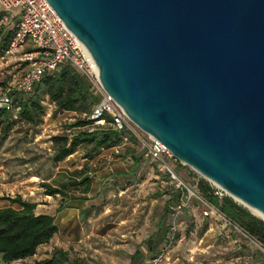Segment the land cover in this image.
<instances>
[{
  "label": "water",
  "instance_id": "95a60500",
  "mask_svg": "<svg viewBox=\"0 0 264 264\" xmlns=\"http://www.w3.org/2000/svg\"><path fill=\"white\" fill-rule=\"evenodd\" d=\"M47 1L135 126L264 215V0Z\"/></svg>",
  "mask_w": 264,
  "mask_h": 264
},
{
  "label": "rangeland",
  "instance_id": "374dc122",
  "mask_svg": "<svg viewBox=\"0 0 264 264\" xmlns=\"http://www.w3.org/2000/svg\"><path fill=\"white\" fill-rule=\"evenodd\" d=\"M1 11L2 9L0 7V12ZM6 29H8V27L0 22V83H9L14 76H17L23 70V65H20V61L18 60L19 53H6V50L2 46V40L5 36ZM2 88L3 86L0 85V92ZM26 98H28V96H26ZM42 104L45 106V113L37 120L36 124L16 123L10 131L9 136L3 144L0 145V204L7 200L8 197L13 198L20 194H25L24 197L20 195L24 200H29L31 198L39 200V195L42 193L45 194V188L41 187L42 178L35 176L39 173H41V175L43 174L44 162L55 154L52 137L69 134L70 129H67L66 125L84 116L73 112L58 111L54 104L50 103L46 97ZM127 129L138 137L139 144L137 146V151H142V140L146 139L145 133L131 121L128 123ZM124 149L125 147L122 150ZM171 160L168 161L169 164L174 165L176 168L175 170H178L177 172L180 174V179L189 187L197 190L199 179L203 178L207 180L194 169L184 165L179 160H173V163L170 162ZM73 164H75V162ZM180 164L183 166L182 168H180ZM164 174L166 175L168 173L166 172ZM70 176H73L72 171L67 168L65 170L62 169L52 181L54 185L63 187ZM23 179L25 182L23 186L20 187L17 181ZM207 181L212 184L211 181ZM124 184V187H127L130 182H124ZM139 184L140 185H136L135 188L130 190L126 195L113 197L111 195L112 189H109V191L105 193L104 199H101V197L98 199H86L87 202L95 203V205H93V207H87V211H83V216L75 214L73 216V221L152 222L151 228H147L146 230V234L149 235V238H153L151 241L152 243L150 242L147 244L146 258L138 260L136 264H153L152 258L161 254L167 248L168 253L163 255L160 262L157 264H255V262L264 264L263 246L256 240L246 237L242 232L238 231L234 233L238 240L236 243L238 245L235 247H231L225 241L220 240L215 241L209 247L208 245L211 242L203 243L206 240V237H204L205 231L198 228L194 222L208 221L203 215V207L201 204L193 200L192 204L190 202L187 207L182 209V213H180L181 211L179 212L178 216H181L182 223L179 224V222H175L177 223L175 226L178 228V237H175L176 241L168 246L167 242H163L161 229L157 228V223L161 222L163 219L164 199L163 197L155 196V192L162 190L167 191L178 187H176L174 180L164 185L159 182H149L145 185L140 182ZM24 186L26 193H21L20 191L24 189ZM80 191L82 192V188H80ZM18 192H20V194ZM66 195L68 197L67 193ZM61 197L60 194L58 196H53V199L47 197V201L43 202V204L49 206L47 212L49 215L54 216L55 224L59 227V232L62 236H59V238L55 240L52 239L47 243L44 247L45 251L39 250L36 257L15 264H32L34 258H45L46 255L49 256L54 248L67 250L70 260L76 257L81 259L83 264H127L128 247L127 244L122 242L119 243L116 240H112V242H107L105 240L93 242L87 239L88 241L86 240L85 243H80V246H78V244H72L66 241V238L69 236L67 232L70 231L71 227V224L68 222L73 221H71L68 208H62L61 210L56 209L59 202L61 200L63 201ZM92 208H97V210L95 211ZM105 209H108L107 213L104 217H99L102 213L100 211H104ZM250 211L252 214L259 217L252 210ZM176 221H178L177 218ZM190 225H192V227H190ZM202 237H204V240L199 244L200 239H203ZM151 245H153V249L152 252H149V247ZM196 247L200 249H196ZM76 248H78V250L74 251ZM238 256H241L239 261L232 259Z\"/></svg>",
  "mask_w": 264,
  "mask_h": 264
},
{
  "label": "trees",
  "instance_id": "16d2710c",
  "mask_svg": "<svg viewBox=\"0 0 264 264\" xmlns=\"http://www.w3.org/2000/svg\"><path fill=\"white\" fill-rule=\"evenodd\" d=\"M1 16L2 11L0 12V19ZM12 36L13 30L6 29L2 40V46L5 50H7ZM0 85L3 86V90L8 83L3 82ZM9 95L12 98L13 104L20 107L19 116L18 119H13L8 111L0 109V145L9 136L10 131L16 123L36 124L37 120L45 113V106L42 104L45 97L50 103L54 104L58 111L84 115L83 118H77L74 122L66 125V128L70 129L69 134L52 137L55 147V154L52 156L54 163L64 160L77 150L83 151V156L86 159L85 163L80 169L72 171L73 176L83 177L79 183L82 186L83 193L89 192L91 187L90 177H84L89 172L87 160L94 158L103 150L115 149L116 152L113 153L115 158H124L129 155L134 165L140 160L145 159L143 158L142 151H137L139 144L138 137L127 128L121 130L114 129L113 118L110 114L104 115L105 124L103 126H95L91 120L87 119L93 107L97 104L98 97L93 93L89 80L75 72L67 64L62 65L58 72L44 75L30 92L19 93L10 91ZM124 147L125 149L122 150ZM173 160L176 159L172 158L171 161L173 162ZM182 167L180 164V168ZM167 175L165 181L169 183L172 179L169 174ZM41 187L45 188L46 195L55 196L60 194L62 197L66 196L65 190L52 186L48 182H41ZM197 188L194 191L198 196L224 214L244 234L259 242L264 248L263 219L252 214L248 208L242 206L227 194L219 197L215 193L217 189L203 178L199 179ZM183 192V190L178 188L155 192V196L157 197H162L163 195L169 196L164 202L163 219L173 213V209L182 198ZM7 200L18 204L20 209L10 206L0 207V264H9L34 256L38 247L50 242L58 232L54 216L49 214H34L35 203L22 199L20 195H16L13 198L8 197ZM192 200L199 203L196 198H191L187 206L190 202L192 204ZM63 207V205H60L57 210H61ZM170 227V223L163 228L157 227L162 231L163 242H167L169 239ZM206 228L207 223L202 226L201 230L205 231ZM177 235L178 228L173 242L176 241ZM140 245L142 243L135 244V251L127 256V261L129 262L127 264H136L138 260L143 258L139 250ZM151 246L153 247V245ZM32 264H83V262L76 257L70 260L67 250L54 248L48 257L35 260Z\"/></svg>",
  "mask_w": 264,
  "mask_h": 264
},
{
  "label": "built area",
  "instance_id": "2783aa9c",
  "mask_svg": "<svg viewBox=\"0 0 264 264\" xmlns=\"http://www.w3.org/2000/svg\"><path fill=\"white\" fill-rule=\"evenodd\" d=\"M0 7L2 9L0 22L13 30L12 39L5 52H18L20 65H23L22 72L14 76L0 92V109L8 111L13 119H18L20 107L13 104L9 92L28 93L44 75L58 72L62 65L67 64L89 80L93 93L98 97V102L87 119L95 126H103L104 115L110 114L114 129L128 127L130 120L102 88L98 79V68L91 54L66 27L47 0H0ZM145 135L146 139L142 140L143 158L156 162L159 168L166 171L175 181L176 187L184 191L173 213L185 208L191 198H196L203 207V215L222 225L219 238H224L228 229L234 233L242 232L177 176L175 170L168 164L174 156L166 146L159 140ZM213 186L217 189L215 193L219 197L226 194L215 184ZM176 231L177 227L171 225L168 246L173 242ZM167 250L168 248L163 251L164 253L155 256L152 259L153 264L160 262L162 256L168 253Z\"/></svg>",
  "mask_w": 264,
  "mask_h": 264
},
{
  "label": "crops",
  "instance_id": "0c3cea01",
  "mask_svg": "<svg viewBox=\"0 0 264 264\" xmlns=\"http://www.w3.org/2000/svg\"><path fill=\"white\" fill-rule=\"evenodd\" d=\"M19 60V58H18ZM55 151V150H54ZM114 152H116L115 149H107L100 152L97 156L94 158L87 160V165L89 167V172L84 175L89 176L91 180V187L89 192L83 193L80 191V181L83 177H76V176H70L68 180H66L65 184L62 188L66 191L68 194V197H61L63 201L61 200L59 202V206L63 205V208H68L69 215L71 217V221H73V216L80 215L84 213L83 211H87V207H93L95 203L87 202L86 199H98L101 197V199H104V195L106 192L109 191V189H112L111 195L113 197L116 196H122L126 195L130 190L134 189L136 185H140L139 183L142 182L143 185L151 182V183H161L166 184L165 179L167 178V174L165 171L161 170L156 162H151L149 160L142 159L140 160L136 165H134L131 157L128 155L124 158H115ZM83 151L77 150L75 153L69 155L64 160L54 163L52 161V157L50 159L46 160L44 162V172L41 175L39 173L35 177L42 178L41 181H45L50 183L52 186H56L53 183V179H55L62 171V169H69L70 171H73L75 169H80L83 164L85 163L86 159L83 156ZM75 162V164H73ZM172 162V161H170ZM173 163V162H172ZM169 164V162H168ZM170 165V164H169ZM155 166V167H154ZM174 169V165H170ZM46 167V168H45ZM176 169V168H175ZM174 169V170H175ZM156 170V171H155ZM178 171V170H177ZM176 172L177 176L180 178L179 172ZM158 172V173H156ZM172 181V180H170ZM21 186H23L25 180L17 181ZM124 182H130V184L127 187H124ZM175 182V181H174ZM16 187V186H14ZM58 187V186H56ZM179 189V188H178ZM21 193H26L25 186L24 189L20 191ZM20 192H18L20 194ZM75 192V193H73ZM80 192V193H79ZM21 195V194H20ZM25 194L21 195L24 197ZM39 200L36 199H29L27 201L33 202L36 204V207L34 208V214H49L47 212V208L49 206L44 205L43 202L47 201V197H51L53 199V196L46 195L42 193ZM43 196V197H42ZM58 196V195H55ZM164 199V202L168 199V195L162 196ZM85 200V201H84ZM40 201V202H39ZM90 203V204H89ZM57 205V208L59 207ZM10 206L15 209H20V206L16 203H11L8 200H5L4 202H1L0 207H6ZM47 206V207H46ZM56 208V209H57ZM93 210H97V208H92ZM108 209H105L100 214L99 217H104V215L107 213ZM181 211L180 213H182ZM179 212L172 213V215H167L164 219H162L161 222L157 223V227L163 228L165 225L170 223L171 225H177L175 222H179L181 224V216H178ZM178 216V217H177ZM176 218L178 221H176ZM208 222H194L198 228H202L203 225L207 223V228L204 233V237H206V240L203 242V239H200V243L207 242L210 243L208 247L214 243L217 240L225 241L229 246H236L238 242L237 237L234 235V232H231L229 229L225 231V237L219 238L218 234L220 230H222V225H220V222L214 221L209 217L205 218ZM71 224L70 231L67 232L69 236L66 238V241L68 243L72 244H78L80 246V243H85L87 239L94 241H101L105 240L107 242L117 241L119 243L127 244L128 250H127V256L132 254L135 251L134 244L142 243L140 245L139 250L141 251L143 255V259L146 258V247L147 244L152 241V237L149 238V235L146 234L147 228H151L152 222H68ZM58 227V226H57ZM177 227V226H176ZM74 231V233H73ZM71 232V233H70ZM144 232V233H142ZM60 235L59 227L58 232L52 239L59 238ZM92 237V238H90ZM51 239V240H52ZM50 240V241H51ZM88 241V240H87ZM49 243V242H48ZM47 245L42 244L38 247L37 252L34 256L25 258L23 260H18L15 262H11L9 264H15L18 262H23L25 260H28L30 258L36 257L39 250L45 251L44 247ZM199 246V245H198ZM133 247V249H132ZM70 248V247H69ZM68 248V249H69ZM199 247H196L198 249ZM67 249V248H66ZM153 247L150 246V251L152 252ZM200 249V248H199ZM70 250V249H69ZM78 248H76L74 251H77ZM151 254V253H150ZM50 255V254H49ZM84 255V254H83ZM152 255V254H151ZM48 257V255H46ZM42 258H34L33 261L39 260ZM233 260L239 261L241 259V256L232 258ZM32 261V262H33ZM129 263V262H128ZM169 264V263H168ZM234 264V263H233ZM255 264H259L258 262H255Z\"/></svg>",
  "mask_w": 264,
  "mask_h": 264
},
{
  "label": "bare ground",
  "instance_id": "6f19581e",
  "mask_svg": "<svg viewBox=\"0 0 264 264\" xmlns=\"http://www.w3.org/2000/svg\"><path fill=\"white\" fill-rule=\"evenodd\" d=\"M238 200V199H237ZM241 202V201H240ZM250 210H252L254 213H256V215H258L259 217L263 218L264 219V215L262 213H260L258 210L254 209V208H251L249 207Z\"/></svg>",
  "mask_w": 264,
  "mask_h": 264
}]
</instances>
